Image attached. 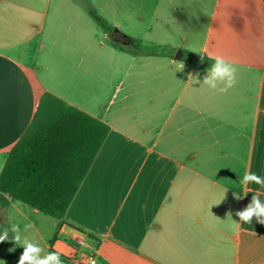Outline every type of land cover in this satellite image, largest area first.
Returning a JSON list of instances; mask_svg holds the SVG:
<instances>
[{"label":"crops","instance_id":"1","mask_svg":"<svg viewBox=\"0 0 264 264\" xmlns=\"http://www.w3.org/2000/svg\"><path fill=\"white\" fill-rule=\"evenodd\" d=\"M89 1L120 45L80 0H0V171L43 94L108 127L63 217L7 197L0 245L22 254L19 225L63 264H264V224L236 215L264 202L240 182L264 178V0ZM216 56L226 93L202 84Z\"/></svg>","mask_w":264,"mask_h":264},{"label":"trees","instance_id":"2","mask_svg":"<svg viewBox=\"0 0 264 264\" xmlns=\"http://www.w3.org/2000/svg\"><path fill=\"white\" fill-rule=\"evenodd\" d=\"M80 3L86 14L109 32L92 3ZM122 41L130 51L152 53L141 41L128 36ZM111 43L116 46L114 41ZM107 132L105 124L43 94L30 125L11 147L0 171V206L8 204V197L61 219ZM0 255L18 264L21 254L10 255L0 245Z\"/></svg>","mask_w":264,"mask_h":264},{"label":"clouds","instance_id":"3","mask_svg":"<svg viewBox=\"0 0 264 264\" xmlns=\"http://www.w3.org/2000/svg\"><path fill=\"white\" fill-rule=\"evenodd\" d=\"M236 73V66L223 57L216 56L215 62L208 68L207 75L204 77L202 84L208 86L210 89H217L221 93H226L236 84ZM188 79L192 84L199 83L198 76L190 74ZM220 85H223V87H220ZM240 182L244 185L249 183L264 185V178L255 173L245 172ZM228 215L231 217L230 213ZM236 215L239 217L240 221L244 223H250L253 218H255L258 223L264 224V202L260 200L258 195H253L251 202L246 208L242 211H238ZM32 227V224H26L24 229L26 231ZM11 232L14 233L12 239L15 243L20 244L24 248V251L19 257L18 264H63L60 259V254L57 252H49L42 255L44 249L38 243L27 237H23L19 225H12ZM8 233L9 230L5 229L2 234H0V242L9 239ZM12 250L13 249H10V251Z\"/></svg>","mask_w":264,"mask_h":264},{"label":"rangeland","instance_id":"4","mask_svg":"<svg viewBox=\"0 0 264 264\" xmlns=\"http://www.w3.org/2000/svg\"><path fill=\"white\" fill-rule=\"evenodd\" d=\"M87 17H88V16H87ZM89 20L92 22V19L89 18ZM110 32H111V31H109V32L107 33V35H109ZM115 40H116V41H114L115 44H117V45H120V44H121V39H118V37H117ZM144 40H146V39H144ZM149 42H150V41H149ZM147 46H148V48H149L150 50H152V49H157L155 46H152L151 44H149V45H147Z\"/></svg>","mask_w":264,"mask_h":264},{"label":"water","instance_id":"5","mask_svg":"<svg viewBox=\"0 0 264 264\" xmlns=\"http://www.w3.org/2000/svg\"><path fill=\"white\" fill-rule=\"evenodd\" d=\"M116 32H117L116 29H113V30H112V32H111L110 35H109V39H110V40H112V41L115 40V38H114V34H115ZM177 54H178V57H179V56H180V52L178 51ZM176 56H177V55H176Z\"/></svg>","mask_w":264,"mask_h":264},{"label":"built area","instance_id":"6","mask_svg":"<svg viewBox=\"0 0 264 264\" xmlns=\"http://www.w3.org/2000/svg\"><path fill=\"white\" fill-rule=\"evenodd\" d=\"M83 264H95V259H94V257H89V258H87V259L83 262Z\"/></svg>","mask_w":264,"mask_h":264}]
</instances>
